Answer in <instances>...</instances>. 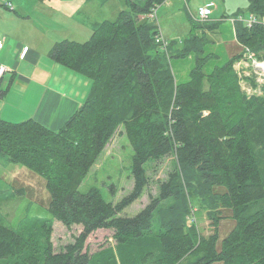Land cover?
Here are the masks:
<instances>
[{
    "label": "trees",
    "instance_id": "1",
    "mask_svg": "<svg viewBox=\"0 0 264 264\" xmlns=\"http://www.w3.org/2000/svg\"><path fill=\"white\" fill-rule=\"evenodd\" d=\"M161 2L125 0L114 19L92 24L87 41L52 45L48 56L55 63L91 80L84 103L60 129L34 119H0L3 164L44 178L51 218L82 226L75 242L56 253L48 218L25 217L13 228L0 214V264H264V84L260 95L241 91L233 69L238 56L207 72L219 56L205 53L203 34L163 49L158 27L142 18ZM247 10L263 17L264 0H248ZM193 22L192 31L204 29ZM234 36L264 60V24L236 22ZM190 54L195 62L188 80L177 82L171 58ZM120 126L133 150L132 190L116 204L97 189L79 193ZM168 156L174 164L159 182V196L132 217L118 216L148 186L144 165ZM21 192L0 180V203L18 200ZM220 208L230 210L234 226L218 249ZM200 210L212 235L188 220ZM108 229L115 249L90 255L88 236Z\"/></svg>",
    "mask_w": 264,
    "mask_h": 264
},
{
    "label": "rangeland",
    "instance_id": "2",
    "mask_svg": "<svg viewBox=\"0 0 264 264\" xmlns=\"http://www.w3.org/2000/svg\"><path fill=\"white\" fill-rule=\"evenodd\" d=\"M57 1L63 7L66 4L78 6L77 14L72 18H67L63 8H54L53 10L51 0L46 2H39L38 0H0V37L8 30L15 34V36H18L21 30V33L26 32L28 34L27 40L31 38L40 43H42V40H46L42 43L44 47H52L48 43L49 41L55 43L64 39L83 43L91 36L93 23L101 22L102 20H112L120 10L125 9V0H109L107 2L100 0ZM140 1L142 3L145 2V0ZM9 2L13 11L3 7L4 4ZM203 2L204 0H188L186 2L184 0H169V2L166 1L162 5H159L156 20H151L148 14H145L142 18L148 19L158 27V31H160L161 38L166 46L172 43L174 48H178L193 33L199 38L203 34L208 43L205 53L213 52L219 56L218 60L213 59L210 62L206 69L207 72L211 71L213 66L220 65L238 56L239 58L233 63V69L237 72L238 84L241 91L246 94L251 89L253 91L258 90L261 93L260 87L264 83L262 70L255 67L254 63L249 61V54L246 55L249 53V48L237 42L232 28V26L235 28V23L232 24L230 22L231 26L225 19H222L223 21L220 19L218 23L215 22L216 25L208 21L200 22L202 24L201 28L204 29H194L192 31L191 25L196 20L195 16L192 17V13L196 14L199 4ZM230 3L236 4V0H231ZM211 4L221 7L218 0H212L207 5L211 7ZM234 9L235 12L231 14L233 17L229 21L236 19V15H239L238 13L244 16V19L250 14L247 13L248 10L246 11V9H237V7H234ZM227 15H230V13L227 12ZM220 16L221 14L212 18L219 19ZM19 17H26L25 22L27 25L23 24L24 20ZM257 19L259 23L264 24V16H259ZM22 25L23 28L21 27ZM33 29L36 30L34 36H32ZM0 43L3 44L2 40ZM249 51L253 53L250 49ZM254 56L255 63H264V60H259ZM194 62V54H190L183 59L171 58V68L177 82L188 80V75L194 66ZM73 74L76 78H79L78 80L73 79L74 83L81 78L84 81L89 80V87L91 86L89 78L77 75L76 73ZM5 87L6 84L1 89L4 90ZM15 117L12 118L15 120H7L10 119L9 117L2 120L14 123L25 121L22 118H17V115ZM24 119L27 120L29 118ZM132 157V146L124 133V128L120 126L100 154L96 163L89 170L87 176L83 179L78 192L84 194L90 189H97L100 191L104 201L116 204L132 190L134 183ZM2 161L0 159V180H3L15 190H22L20 195L18 193L14 198H18V200H13L10 197L0 203V214L4 217L5 224L16 228L20 220L25 217L48 218L52 225L51 243L54 251L56 253L61 252L65 246L73 244L79 236L82 226L72 225L71 227H67L60 221L51 218L47 211L50 204V195L47 191L44 178L25 167L16 164H3ZM173 164V156L163 158L156 163L152 161L147 162L144 168L149 180L148 186L139 199L118 216L132 217L149 205L151 200L158 197L159 182L167 179V175L172 170ZM218 217L220 221L217 230L219 237L217 248L219 249L222 239L233 228L234 221L231 218L230 210L226 208L218 210ZM191 218L188 220L196 222V228L202 235L208 236L214 233L215 229L207 218L206 212L200 210ZM113 233L109 229L93 232L85 241V249H87L90 255L100 253L103 250H114L116 241L113 238Z\"/></svg>",
    "mask_w": 264,
    "mask_h": 264
},
{
    "label": "crops",
    "instance_id": "3",
    "mask_svg": "<svg viewBox=\"0 0 264 264\" xmlns=\"http://www.w3.org/2000/svg\"><path fill=\"white\" fill-rule=\"evenodd\" d=\"M166 1L169 2V0H162V3ZM210 1L212 0H204L198 8L208 6ZM218 1L221 7L215 5L209 17V23H218L220 19H225L230 24L229 19L233 17L231 14L235 12L234 7L247 11L248 0H236V4L230 3L231 0ZM51 7L53 10L63 8L67 18H72L79 9L78 6L71 4L63 7L57 0H51ZM227 12L230 15H227ZM247 13L249 14L248 11ZM220 14L219 19L212 18ZM238 14L237 17L244 19V16ZM193 16L196 17V14L192 13ZM19 18L23 19V24L27 25L26 17ZM21 27L23 28V25ZM232 28L234 35V26ZM35 31L33 29L32 36ZM27 38L28 34L21 33V30L18 36L8 30L0 37V41L3 42L0 48V66H5L9 70L0 79V118L9 117L10 119L7 120H15L12 118H16L15 115H17V118L34 119L45 127L57 131L84 103L91 86L89 87V80L84 81L80 78L76 83L72 81L79 78L75 77L73 74L75 72L55 63L48 56L50 48L42 44L46 40L40 43L31 38L27 40ZM48 43L51 46L54 44L52 41ZM6 78L8 79L5 80ZM4 84L6 87L2 90Z\"/></svg>",
    "mask_w": 264,
    "mask_h": 264
},
{
    "label": "built area",
    "instance_id": "4",
    "mask_svg": "<svg viewBox=\"0 0 264 264\" xmlns=\"http://www.w3.org/2000/svg\"><path fill=\"white\" fill-rule=\"evenodd\" d=\"M163 3L161 2V4H156L153 8H151L150 12L148 13V17L151 19V20H156V17H157V9L159 7V5H162ZM6 6L8 7L9 10H12L13 11V8L12 6L10 5V3H7ZM213 8H215V5L211 4V7L209 6H201L197 9L196 11V20L203 23V22H206L209 20V17L210 15L212 14L213 12ZM233 23H236V22H242L246 27L250 28L252 27L253 25L259 23L258 22V19L256 16L250 14L246 19H242L241 17H237L236 19H233V20H230ZM156 42L158 44H161V46L163 47V49H165L167 46L165 44V42L162 40L161 38V35L157 37L156 39ZM1 43H0V48H1ZM248 52L246 55L249 54V61H251L252 63H254V66L261 69L262 70V73H263V76H264V63H255V59L253 58L254 54L251 53L248 49ZM255 57V56H254ZM236 71V70H235ZM9 72V70L4 67V66H0V79L7 73ZM237 73V72H236ZM264 83L261 84V86L263 85ZM261 93L256 90V91H253L250 89V91L246 92V95L247 96H253V95H260ZM191 219V218H189Z\"/></svg>",
    "mask_w": 264,
    "mask_h": 264
}]
</instances>
